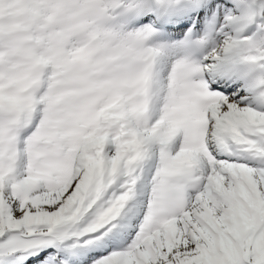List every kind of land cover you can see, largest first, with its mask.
<instances>
[{
    "label": "snow or ice",
    "instance_id": "snow-or-ice-1",
    "mask_svg": "<svg viewBox=\"0 0 264 264\" xmlns=\"http://www.w3.org/2000/svg\"><path fill=\"white\" fill-rule=\"evenodd\" d=\"M0 264H264V0H0Z\"/></svg>",
    "mask_w": 264,
    "mask_h": 264
}]
</instances>
